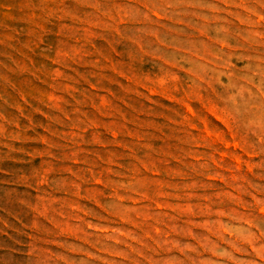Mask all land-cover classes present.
<instances>
[{
  "label": "rangeland",
  "instance_id": "rangeland-1",
  "mask_svg": "<svg viewBox=\"0 0 264 264\" xmlns=\"http://www.w3.org/2000/svg\"><path fill=\"white\" fill-rule=\"evenodd\" d=\"M0 264H264V0H0Z\"/></svg>",
  "mask_w": 264,
  "mask_h": 264
},
{
  "label": "crops",
  "instance_id": "crops-1",
  "mask_svg": "<svg viewBox=\"0 0 264 264\" xmlns=\"http://www.w3.org/2000/svg\"><path fill=\"white\" fill-rule=\"evenodd\" d=\"M138 9H142L143 11H145L147 13V9L150 11L149 7H146L145 5H143L141 2H140V6H137Z\"/></svg>",
  "mask_w": 264,
  "mask_h": 264
}]
</instances>
